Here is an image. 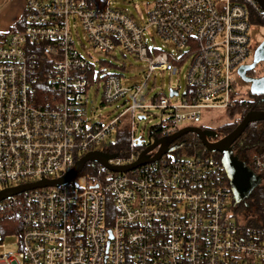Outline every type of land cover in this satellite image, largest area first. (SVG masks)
Wrapping results in <instances>:
<instances>
[{
	"label": "built area",
	"instance_id": "obj_1",
	"mask_svg": "<svg viewBox=\"0 0 264 264\" xmlns=\"http://www.w3.org/2000/svg\"><path fill=\"white\" fill-rule=\"evenodd\" d=\"M92 2L25 0L23 25L0 32V191L60 177L99 151L126 113L133 128L139 111L159 108L164 137L192 125L204 109L231 107L232 72L257 46L249 31L264 27L256 0H158L142 24ZM78 26L96 52L118 48L145 61L146 79L187 63V89L142 103L140 88L78 53ZM150 27L161 49L149 47ZM92 87H101L103 103L122 99L126 106L107 122L92 121L85 110ZM137 146L132 132L124 152L103 153L116 155L108 158L112 166L128 165L144 140ZM182 149L125 172L94 163L95 179L83 187L70 180L1 199L0 225L13 219L17 229L5 232L0 247L16 235L18 249L3 250L0 264H264V215L244 214L234 203L220 156L205 149L178 154ZM247 167L264 183V149Z\"/></svg>",
	"mask_w": 264,
	"mask_h": 264
},
{
	"label": "rangeland",
	"instance_id": "obj_2",
	"mask_svg": "<svg viewBox=\"0 0 264 264\" xmlns=\"http://www.w3.org/2000/svg\"><path fill=\"white\" fill-rule=\"evenodd\" d=\"M158 0H108V4L126 11L128 14L132 15L133 18L140 24H142L146 17L147 13L152 7L153 3ZM6 0H2V3H5ZM5 4H3V9ZM0 10L1 11H3ZM2 25L0 24V29ZM17 29V24L13 25L6 32H14ZM1 32V31H0ZM78 33L76 37L75 33ZM149 34L153 36L148 37V45L150 48H160L162 41L157 37L152 27L149 28ZM253 34V38L256 41L257 45L264 38V27L258 26L254 31H249ZM73 39L76 44V50L79 54L84 56L88 53L92 59H96L102 62V65L107 69V72L117 73L121 77V82L126 87H137L140 88L141 93L137 94V100H140L142 103L150 104L154 97L159 95L169 96V89H179V94L181 95L186 89V80L185 72L187 69V63L182 64L179 67V71L175 74L170 73L168 70L160 71L154 70L150 72L149 77L146 79L148 74L147 64L145 61L137 59L133 55L124 52L121 49L116 48L113 52L107 54H101L96 52L91 48L89 43L83 38V32L78 26L76 29L72 28ZM85 46H83V45ZM168 49H172V46L167 45ZM253 51L250 50L248 57L243 63H249L253 58ZM41 66V62L39 60ZM233 79V88H234V97L237 101H240L246 97L248 92V83L241 80L237 72H232ZM134 90H132L128 97H131ZM87 105L86 113L87 117L91 118L92 121H103L107 122L109 119L118 116L122 109L126 106L123 103V100H119L115 103L107 104L102 101V89L101 87L95 90V88H90L87 92ZM235 103V102H234ZM234 103L231 107L234 106ZM226 109H204L199 120L191 122L192 125L199 127H206L213 129L218 132V136H223L228 131L233 128V125L226 124L228 123V118L224 115ZM142 114L140 111L136 114V119L132 128V118L129 113L119 117L117 128L107 136L102 145L97 149L103 152L104 149H110L114 151V146L117 143V135L119 131H125L127 134L134 132L135 138H140L144 140V145H148L153 137L150 134V128L158 125L165 115L161 113L159 108L149 107ZM232 111V110H231ZM144 115V118L139 119L138 117ZM225 124V125H224ZM263 126L261 124L257 125V129ZM183 127V126H182ZM193 136V135H192ZM192 136L188 135L187 139H192ZM201 150V149H200ZM199 150V151H200ZM153 152V151H152ZM193 151H186V149L178 150V154H191ZM169 155H174L176 151L168 152ZM95 166L98 169L97 164ZM91 171L90 173H79L71 181L70 184L83 187L87 184H90L95 179L96 170ZM249 173L252 171L247 167ZM253 174V173H252ZM253 176H256L253 174ZM258 177V176H257ZM252 191H248V195L245 196V200L249 207H244L242 204H239V209L243 211L244 214L252 215H264V183L261 182L260 185H256ZM232 204V199H229V205ZM4 248L0 247V254L3 250H13L18 249V238L16 235H6L4 240Z\"/></svg>",
	"mask_w": 264,
	"mask_h": 264
},
{
	"label": "water",
	"instance_id": "obj_3",
	"mask_svg": "<svg viewBox=\"0 0 264 264\" xmlns=\"http://www.w3.org/2000/svg\"><path fill=\"white\" fill-rule=\"evenodd\" d=\"M264 12V1L256 0ZM264 62V38L257 44L253 51V58L250 63H244L240 65L236 72L242 81L249 84V92L254 95L264 94V72L259 77H251L247 75L248 71H251L255 64ZM177 90H169V95H176ZM144 118V115L139 116V119ZM264 121V110L248 111L239 123L231 129L227 134L217 138V132L213 129H203L195 125H186L181 127L174 133L168 136L156 138L146 145L139 153L137 159L128 165L112 166L108 163V158L115 157V154H106L101 151H91L81 156L63 175L58 178L50 180H39L33 183H26L15 187L7 188L0 191V200L12 195L21 193L24 190L36 188L54 186L59 187L68 183L77 174L80 173L83 166L87 163H98L99 165L112 170L125 172L131 170L141 164L152 162L157 160L162 154L175 150L181 147L184 141H179L180 138L186 134H193L200 141L202 147L212 153H216L220 156V160L226 171V175L230 184L234 187V197L236 200L244 199L248 195V191H252L256 185H259L260 178L253 176L249 173L245 164L234 155L232 148L235 141L241 136L246 127L250 123ZM213 139V140H212ZM178 141V143L176 142ZM176 142V143H175ZM142 140L137 138V145H141ZM154 151L152 155L150 153ZM97 186V185H94ZM247 203H245V206Z\"/></svg>",
	"mask_w": 264,
	"mask_h": 264
},
{
	"label": "trees",
	"instance_id": "obj_4",
	"mask_svg": "<svg viewBox=\"0 0 264 264\" xmlns=\"http://www.w3.org/2000/svg\"><path fill=\"white\" fill-rule=\"evenodd\" d=\"M94 6L105 7L107 6L108 0H92ZM13 32V31H12ZM45 59H43L44 61ZM45 73V65L41 63L40 68V80L43 81V76ZM234 106L232 108H226L224 111V115L228 118L229 125H233V128L239 123L242 117L248 112L253 110H264V94L263 95H254L251 94L249 91L246 93V97L240 101L234 99ZM232 110V111H231ZM263 126L257 129V125L261 124ZM225 125V124H224ZM203 129H209L206 127H202ZM232 128V129H233ZM150 134L152 137H160L161 132L158 126H153L150 128ZM192 136L193 134H186L180 138L179 141H184L183 149L186 151H195L200 152L204 150L198 138L194 135L192 139H187V136ZM129 141V134L125 131H119L117 135V143L114 148L118 151L124 152L127 148ZM140 149V146L136 147ZM201 149V150H200ZM264 149V121L261 122H254L250 123L241 136L235 141L233 145V153L235 156L240 159L245 166L250 164L251 157L259 150ZM200 150V151H199ZM219 156L218 154H216ZM97 167L91 165L89 163L85 164L81 169L80 173H90L92 170L95 171ZM97 171V170H96ZM250 204L247 203V207ZM6 223V222H5ZM7 226L0 225V238L3 237L6 231L14 232L17 229L16 222L13 219H10L7 223Z\"/></svg>",
	"mask_w": 264,
	"mask_h": 264
},
{
	"label": "crops",
	"instance_id": "obj_5",
	"mask_svg": "<svg viewBox=\"0 0 264 264\" xmlns=\"http://www.w3.org/2000/svg\"><path fill=\"white\" fill-rule=\"evenodd\" d=\"M24 3L25 0H6L5 3L0 0V10L3 9V4H5V8L0 12L1 32H6L15 24H17L16 30L23 25ZM107 5L109 4L107 3Z\"/></svg>",
	"mask_w": 264,
	"mask_h": 264
},
{
	"label": "flooded vegetation",
	"instance_id": "obj_6",
	"mask_svg": "<svg viewBox=\"0 0 264 264\" xmlns=\"http://www.w3.org/2000/svg\"><path fill=\"white\" fill-rule=\"evenodd\" d=\"M250 63V62H249ZM264 72V62H259L257 64H255L254 68L251 70V71H248L247 72V75L248 76H251V77H259L263 74ZM249 85V84H248ZM249 88V87H248ZM249 91V90H248ZM217 132V131H216ZM229 132V131H228ZM227 132V133H228ZM226 133V134H227ZM217 135H218V132H217ZM225 134H223L224 136ZM219 137H222V136H217V138ZM213 140V139H212ZM232 151H233V148H232ZM229 185H230V193L234 199V203L236 205H239V204H242V205H245V203H247V201L244 199H239V200H236L235 197H234V187L230 184V181H229Z\"/></svg>",
	"mask_w": 264,
	"mask_h": 264
}]
</instances>
